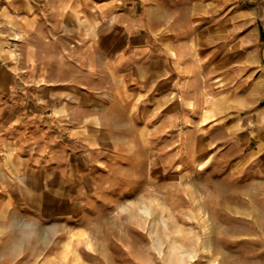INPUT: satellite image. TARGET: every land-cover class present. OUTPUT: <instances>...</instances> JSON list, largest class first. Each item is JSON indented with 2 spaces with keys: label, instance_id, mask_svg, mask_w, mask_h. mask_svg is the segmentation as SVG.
<instances>
[{
  "label": "rangeland",
  "instance_id": "obj_1",
  "mask_svg": "<svg viewBox=\"0 0 264 264\" xmlns=\"http://www.w3.org/2000/svg\"><path fill=\"white\" fill-rule=\"evenodd\" d=\"M30 1L0 20V264H264V0Z\"/></svg>",
  "mask_w": 264,
  "mask_h": 264
},
{
  "label": "crops",
  "instance_id": "obj_2",
  "mask_svg": "<svg viewBox=\"0 0 264 264\" xmlns=\"http://www.w3.org/2000/svg\"><path fill=\"white\" fill-rule=\"evenodd\" d=\"M33 6L34 5L30 0H21V2H18V0H0V20L5 18V23L9 24L8 26H11L15 31H32L35 28L34 23L36 22L37 16ZM117 7V4L107 5V8H111L112 10H115ZM121 18H126L124 26L128 30H132L142 24L139 19L132 18L126 13H122ZM133 38L137 37H131V42ZM261 116V113H259V123L264 121V117ZM57 178L58 176L56 173V180Z\"/></svg>",
  "mask_w": 264,
  "mask_h": 264
},
{
  "label": "clouds",
  "instance_id": "obj_3",
  "mask_svg": "<svg viewBox=\"0 0 264 264\" xmlns=\"http://www.w3.org/2000/svg\"><path fill=\"white\" fill-rule=\"evenodd\" d=\"M33 239L35 240L36 238L34 237ZM24 244H25V246H27L29 244V242L28 241H24Z\"/></svg>",
  "mask_w": 264,
  "mask_h": 264
},
{
  "label": "bare ground",
  "instance_id": "obj_4",
  "mask_svg": "<svg viewBox=\"0 0 264 264\" xmlns=\"http://www.w3.org/2000/svg\"><path fill=\"white\" fill-rule=\"evenodd\" d=\"M250 210V209H249Z\"/></svg>",
  "mask_w": 264,
  "mask_h": 264
}]
</instances>
